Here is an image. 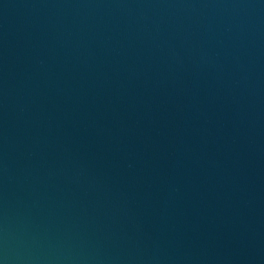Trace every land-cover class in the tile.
Listing matches in <instances>:
<instances>
[{"label":"water","instance_id":"obj_1","mask_svg":"<svg viewBox=\"0 0 264 264\" xmlns=\"http://www.w3.org/2000/svg\"><path fill=\"white\" fill-rule=\"evenodd\" d=\"M0 264H264V0H0Z\"/></svg>","mask_w":264,"mask_h":264}]
</instances>
